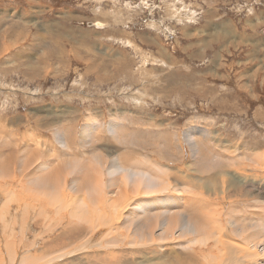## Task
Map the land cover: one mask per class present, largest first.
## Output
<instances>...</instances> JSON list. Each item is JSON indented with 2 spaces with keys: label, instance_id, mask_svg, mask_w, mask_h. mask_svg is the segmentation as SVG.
Masks as SVG:
<instances>
[{
  "label": "rangeland",
  "instance_id": "1",
  "mask_svg": "<svg viewBox=\"0 0 264 264\" xmlns=\"http://www.w3.org/2000/svg\"><path fill=\"white\" fill-rule=\"evenodd\" d=\"M122 152L147 180L176 184L161 194L220 207L228 231L264 223V0H0V195L12 205L0 202V251L10 246L27 264L130 261L103 247L111 235L80 248L89 223L47 205L45 191L65 174L59 187L69 188L100 170L96 154L106 189L113 178L127 186L109 173ZM219 178L216 196L220 184H196ZM145 250L131 251L158 258Z\"/></svg>",
  "mask_w": 264,
  "mask_h": 264
},
{
  "label": "bare ground",
  "instance_id": "2",
  "mask_svg": "<svg viewBox=\"0 0 264 264\" xmlns=\"http://www.w3.org/2000/svg\"><path fill=\"white\" fill-rule=\"evenodd\" d=\"M83 132L90 133L86 129H84ZM83 132L81 140L86 135H84ZM62 139L64 138L62 137ZM65 146L67 148V144L63 146L61 141L58 147L64 151ZM28 153H30V151ZM52 154H54V157H58L55 154V148L52 150ZM123 154H126V156ZM119 155L120 156L116 157V161L110 163L111 171L109 173L112 176L113 173L119 172V174H121L128 181H131L127 186L118 187L117 183L119 178L116 180L112 177L113 179H109V182L111 181V183L107 184L108 189H106L102 179V169L104 168L106 160L104 157H100V154H96V158L94 157L96 162L95 165L100 168V170L91 168L93 170V174L92 170L91 173L88 170L87 173H83L85 175L81 180L83 183L87 182L88 184L86 192L81 189L83 183L81 181L78 182L75 178H73V184L69 188L59 187L61 182L66 183L68 181V177L66 178L68 174H65L63 179L65 182L60 179H55L50 181L46 186L47 188L45 191H51L50 200L47 202V205H50L51 207L54 206L55 208L58 206L69 205V217L71 216L78 219V221L83 220V222L89 223L92 233L90 236H86L87 239L84 237V240H82L84 242H80V248H85L87 245L94 243V240L96 239L95 237H100L102 234L106 236L111 235L112 237V233L114 232L122 239L113 235L112 238L110 237V239L102 245L103 247H114L113 249H115V251H113V253H108L115 258L120 255L130 256L131 260L123 264H264V223L262 220L258 218V221H254V224L249 223L250 226H248V224H243L242 228H239L240 232L232 233L226 228H223L224 226L220 223L222 221L221 216L225 215L220 210V207L218 209L215 208L213 204L208 203L206 199L204 200L205 202L202 201L201 203L194 200L198 198V196H195L194 198L192 196V198L189 197V199H180L176 197L170 198V195L161 194L168 189L170 192H174L172 189L176 186V184L167 183V180L163 179L161 176H159L158 179L156 176L150 175V178L147 180L145 176H147L146 174L148 171L137 169V161H132L135 156L131 155L133 156L131 158L129 152H122V155ZM212 156L213 155H211V157ZM30 158L31 154L30 157L26 158V160L28 161ZM203 159L205 160L204 157H201V162H203ZM72 161L73 160L69 162L72 163ZM50 163L51 162L43 161L41 163L43 166L40 170L42 172L46 171L45 168H47ZM251 166L249 167L251 168ZM2 168L1 171L3 170ZM261 168H264V166H261ZM4 169L7 170V168ZM71 172L72 171L68 173ZM89 174L94 175V177L90 178ZM5 176L7 177V175ZM175 178H177V180L179 179L178 176H175ZM209 180L215 184H220L219 187H214L216 189L215 196L218 195L217 191H221V194H223V178H219V180L199 179L196 181V184H199L200 186L205 185ZM114 186H116L115 189H113ZM212 186L213 185H211V187ZM187 188L189 189L188 186ZM67 190H70V192H67ZM107 190L111 193L110 196ZM3 191L4 188L0 190V194ZM79 192L80 195L78 194ZM89 193L92 195L91 198L88 197V195H90ZM179 194L180 193L178 192V195ZM221 194L219 193L220 196ZM186 195L187 194L183 195V198ZM80 200H83L82 205L79 206L78 204L75 206L74 203L80 202ZM181 200L185 202V205L183 204L184 206L182 205L180 207L181 204L179 201ZM1 201L4 203L3 206L5 205L7 210L10 208L9 205L12 206L10 201L5 196L0 195V202ZM157 204H161L162 206H157ZM46 211L45 206H42L39 212L40 216L43 217L44 214H42V212ZM186 211L190 212L193 217L190 219L183 217L180 221L179 216V218L176 216L173 218L172 216L181 213L185 214ZM55 213L56 212L54 211V214ZM16 215L21 217L22 213L20 214L17 212ZM251 215L253 216V214ZM192 218L193 220H191ZM233 219L236 221L235 218ZM156 229L157 231L159 229V233L156 232ZM94 245H100V243H95ZM0 246L5 247L2 239L0 240ZM123 246L127 247L129 251L126 248L123 250ZM196 246L198 248H196ZM149 247H151L154 253L158 255L157 259L147 258L146 261H142L141 259L136 260L134 258L135 252H132L131 250L134 249L135 251H138L139 249L144 248V252L147 253L145 248ZM77 248V246L74 247V249L78 250ZM186 249L188 250L186 251ZM4 253L10 261L9 264H27V258L25 257L28 255H24L19 251L13 250L10 246L5 248L3 253L0 251V264H4ZM64 255L66 254L64 253ZM29 262L30 260L28 263ZM118 264H120L119 258Z\"/></svg>",
  "mask_w": 264,
  "mask_h": 264
}]
</instances>
